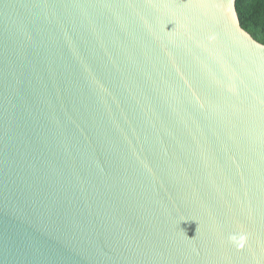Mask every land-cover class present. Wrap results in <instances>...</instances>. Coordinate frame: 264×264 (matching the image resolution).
Returning <instances> with one entry per match:
<instances>
[{"label": "water", "instance_id": "1", "mask_svg": "<svg viewBox=\"0 0 264 264\" xmlns=\"http://www.w3.org/2000/svg\"><path fill=\"white\" fill-rule=\"evenodd\" d=\"M0 264H264L237 0H0Z\"/></svg>", "mask_w": 264, "mask_h": 264}, {"label": "trees", "instance_id": "2", "mask_svg": "<svg viewBox=\"0 0 264 264\" xmlns=\"http://www.w3.org/2000/svg\"><path fill=\"white\" fill-rule=\"evenodd\" d=\"M242 26L264 43V0H237Z\"/></svg>", "mask_w": 264, "mask_h": 264}]
</instances>
